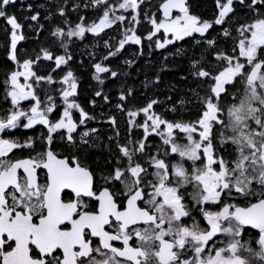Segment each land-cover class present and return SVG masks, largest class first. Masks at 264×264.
I'll list each match as a JSON object with an SVG mask.
<instances>
[{
  "label": "snow or ice",
  "instance_id": "6c2138e0",
  "mask_svg": "<svg viewBox=\"0 0 264 264\" xmlns=\"http://www.w3.org/2000/svg\"><path fill=\"white\" fill-rule=\"evenodd\" d=\"M238 2L252 19L237 29L239 39L233 49L235 54H217L216 59L224 65L218 74L204 69L195 73L213 82L211 94L202 101V115L192 123L169 122L152 111L157 103L155 100L142 109L127 110L130 138L125 144L117 143L122 166L116 167L107 177L114 182L112 189L105 188L97 194L89 170L78 162L73 161L72 166L67 160L58 158L52 148L55 133L63 130L60 138L71 143L72 133L79 124L93 119L70 99L77 88L73 73L68 71L60 81L67 85L60 89L63 109L59 119L51 120L50 114L60 105L47 90L42 100L36 88L56 81L52 76H37L32 70L41 58L54 60L59 68L72 57L67 54L54 57L44 50L42 57L38 54L36 59L21 63L17 59V44L25 39L18 32L22 25L6 11L16 0H0V19L11 27L9 59L23 69L13 71L5 81L8 86L5 99L10 100L11 109L0 118V264H246L240 251L247 248L249 253L254 252V248L249 247L250 242L242 237L246 226L258 230L256 243L260 251L254 254L264 262V150L249 140V154L233 156L229 152L233 158L226 159L222 153L228 151L227 138L223 134L219 146L212 138L214 125L222 128L225 125V109L220 100L226 85L238 82L236 78L240 77V82L246 81L254 95L258 87L264 88V0ZM141 3L143 0H116L115 3L89 0L86 7H102L98 22L86 24L81 17L75 29L67 32L57 29L53 35L83 38L90 32L98 36L106 28L126 25L123 39L117 50L105 57L108 59L116 56L127 42L141 43L135 35ZM215 3L216 18L209 22L189 15L186 0H164L161 5L164 20L157 23L149 19L154 31L146 38L151 40L161 29L165 34L171 33L175 40L193 33L204 36L213 23L224 24L235 14V0H215ZM173 10L181 15L173 17ZM125 12L129 15L125 16ZM60 15H64L63 9ZM30 19L36 21L38 14ZM223 35L231 34L225 28ZM166 43L156 41V47L163 48ZM206 43L212 46L215 41L207 40ZM105 44L107 46V42ZM94 67L97 73L109 72L112 78L118 75L100 63ZM20 77L24 78L23 84ZM95 78L100 84L104 83L98 75ZM96 95L102 93L98 91ZM125 99L122 93L120 100ZM24 101L32 103L23 108ZM117 108L124 110L122 104H117ZM73 110H79L78 123ZM238 111L233 104L228 114L239 121ZM141 112L145 117L143 123L134 119ZM109 122L116 123L114 118ZM257 124L261 122L258 120ZM36 125L47 129L46 134H41L44 150L35 156L29 154L26 159L9 158L16 149L33 148L34 141L29 138L21 143L6 139L3 134L21 127L32 129ZM133 129H143L140 138L131 137ZM177 131L186 134L187 145L177 142ZM195 133L198 139L194 138ZM82 135L87 137L89 132ZM116 135L119 136L118 131ZM257 135H264V131H258ZM153 136L162 142L156 154L149 148L152 143L149 137ZM230 146H234L233 143ZM233 152L237 153L235 147ZM173 154L181 160L166 159ZM183 161L191 164L186 166ZM40 169L45 170L43 183L39 181ZM256 174L260 176L259 183L250 179ZM62 194L69 199H63ZM117 195L122 199L118 200ZM237 197H243L245 202L255 199L243 207L226 200ZM85 198L98 201L97 210L90 211ZM213 206H219V210H211ZM196 214L206 224H202ZM220 235L226 239L223 246L217 247Z\"/></svg>",
  "mask_w": 264,
  "mask_h": 264
},
{
  "label": "trees",
  "instance_id": "16d2710c",
  "mask_svg": "<svg viewBox=\"0 0 264 264\" xmlns=\"http://www.w3.org/2000/svg\"><path fill=\"white\" fill-rule=\"evenodd\" d=\"M162 1L146 0L139 5V25L136 32L141 43L129 42L116 56L108 59L105 57L109 56V52L117 50L126 25L117 24L106 28L98 36L90 32H86L83 38L53 35L57 29L64 32L75 29L81 22V17L86 24L98 21L102 7H86L89 0H16L15 4L6 9L7 13L14 15L22 25L20 33L25 39L17 44V59L21 63L27 59H36L38 54L42 57L44 50L54 57L66 54L72 57L67 64L59 68L55 66L54 60L39 59L32 70L37 76H52L56 83L42 84L36 91L43 100L47 90V94L53 96L60 105L49 116L51 120H57L63 108L58 96L59 81L68 71L73 73L77 83L74 101L93 119L86 120L77 127L76 132L72 133L74 139L71 143L60 138L63 130L55 133L52 148L59 155L78 157L101 179H107L116 167L122 166L118 159L120 153L117 143L125 144L130 138L127 110L142 109L155 100L157 103L153 105V112L169 122L192 123L202 115V101L205 96L211 94L210 85L213 82L208 78H199L195 73L204 69L213 75L218 74L224 65L216 59L217 54L234 55L233 49L239 39L237 29L252 19L247 10L235 0V14L224 24L213 23L204 36L194 33L158 48L156 41L163 40V35L152 36L151 40L146 37L152 31L149 19L152 16L161 18L158 7ZM109 2L115 3L116 0ZM187 4L189 13L201 21L212 22L216 18L215 0H188ZM61 9L64 10V15H60ZM36 14L38 19L31 20L30 17ZM225 28L230 32V36L223 35ZM10 32V25L0 19V118L11 109L10 100L5 99L8 90L5 81L18 69V65L9 59ZM207 40H214L215 44L209 46ZM64 45L67 46L66 49ZM96 63L115 71L118 75L112 78L109 72L97 73L94 67ZM97 75L104 80L103 84L95 78ZM236 81L238 82L226 85V92L222 93L220 103L225 110L236 103L245 83L240 82V77H237ZM98 91L102 93L101 96L96 95ZM122 93L126 96L124 101L120 100ZM104 96L109 99L105 101ZM117 104H122L124 110L117 108ZM112 118L115 119V125L109 122ZM137 122L141 123L142 118L139 117ZM85 131L89 132L87 137L82 135ZM215 131L214 139L219 146L222 141L219 136H223L224 130L218 127ZM142 132L143 129H133L131 137L138 139ZM46 133V128L36 125L32 129L12 130L3 136L21 143L27 142L29 138L34 141L33 148L14 150V157L17 158L43 151L41 134ZM178 139L182 141L184 137L179 134ZM149 140L152 141L149 148L152 154H156V149L161 147L162 142L155 136L149 137ZM226 147L228 151L223 152V155L226 159H231L229 152H232L233 156L236 154L233 152L234 146H230L229 142ZM174 157L166 159L173 160Z\"/></svg>",
  "mask_w": 264,
  "mask_h": 264
},
{
  "label": "clouds",
  "instance_id": "9594fccd",
  "mask_svg": "<svg viewBox=\"0 0 264 264\" xmlns=\"http://www.w3.org/2000/svg\"><path fill=\"white\" fill-rule=\"evenodd\" d=\"M259 84V81L257 82ZM242 95V99L239 104L236 105L239 108V111L236 113V116L239 117V121L236 120L235 116H229L228 109L232 108V105L227 108V111L224 113L225 125L223 126L224 136L227 138L228 142L233 143L237 156L241 153L247 155L250 153L251 148L248 141L250 140L258 149L264 150V135H257L258 131H264V88H257V92L254 95L251 92L250 87L245 81V87L239 93ZM260 121L261 124L258 125L257 121ZM255 125V127H253ZM247 137V139H245ZM254 179L257 183L260 182L259 174L250 177ZM251 247V246H249ZM260 251L254 248L253 253H249L248 249H242L239 255L245 259L246 264H264L260 258L255 255Z\"/></svg>",
  "mask_w": 264,
  "mask_h": 264
},
{
  "label": "flooded vegetation",
  "instance_id": "af4514ba",
  "mask_svg": "<svg viewBox=\"0 0 264 264\" xmlns=\"http://www.w3.org/2000/svg\"><path fill=\"white\" fill-rule=\"evenodd\" d=\"M188 12H189V9H188ZM178 15H180V13H174L173 17H176ZM218 127H222V126H220V125H214L213 132H212V138H213V142H214L215 145H216V142H215V139H214L215 133H216L215 128H218ZM42 150H44V148ZM55 153H56V155H57L58 158L67 160L70 163V165H72V166H74L73 161H75V162H78L82 167L88 169L89 172L93 176V190L97 194H99V192L102 191V190H104L105 188H108L110 190L112 189L114 182H112L110 180H107V179H101V178H99L98 175L91 170V168L89 167V165L86 164V163H84L82 160L78 159V157H75V156H72V155L71 156H68V155H59L56 151H55ZM36 154H37L36 152L31 153L32 156H35ZM222 155H223V153H222ZM235 155H237V153ZM28 156L29 155H26V156H23V157H17V158H19V159H26V158H28ZM171 157H174V156L171 155ZM9 158H15L14 157V152L10 154ZM180 160H181V158H180ZM180 160H179V157L178 156H175L172 161L173 162H176V161H180ZM183 162L186 164V166H189L191 164V163H188L187 161H183ZM38 176H39V181L41 183H43L45 181V179H46L45 170H43V169L38 170ZM116 183H118V182H116ZM256 187L258 188L259 185H256ZM120 190L123 191V187L122 186H120ZM189 191H191V188H189ZM62 198L65 199V200H68L69 199L68 196H64L63 194H62ZM85 199H88L89 210L90 211L97 210V208H98V201H96L95 199H90V198H85ZM117 199L120 200V199H122V197H120L119 195H117ZM254 199L255 198H252L249 201L245 202L243 197H237L235 199L226 198L227 202H230V203H239V205L242 206V207L243 206H247V204L251 203L252 200H254ZM211 210H213V211L219 210V206H213V208ZM196 215H197V218L201 220V223L202 224H206V222L203 221L202 217H199L198 214H196ZM242 237H243V240L250 242V246L251 247L258 249L259 245H258V243H256V241L258 240L259 232H258L257 229H252V228L246 226L244 228V230H243ZM225 239H226V237L223 236V235L218 236L217 237V247L223 246V242L225 241ZM117 246H119L118 242H117Z\"/></svg>",
  "mask_w": 264,
  "mask_h": 264
},
{
  "label": "rangeland",
  "instance_id": "374dc122",
  "mask_svg": "<svg viewBox=\"0 0 264 264\" xmlns=\"http://www.w3.org/2000/svg\"><path fill=\"white\" fill-rule=\"evenodd\" d=\"M144 1H146V0H143V2ZM125 16H128L129 14L127 13V12H125V13H123ZM181 15V14H180ZM189 15H192V14H190L189 13ZM193 16V15H192ZM150 19H155L156 21H157V23H159V22H161V21H163L164 19L163 18H160V19H158V18H156L155 16H152ZM96 22H98V21H96ZM151 24V23H150ZM138 25H139V23L137 24V25H135V35L137 36V37H139L138 36V34H137V32H136V30H137V28H138ZM152 25V24H151ZM125 31V30H124ZM154 31V28H153V26H152V31L151 32H153ZM18 32L20 33V30H18ZM124 33V32H123ZM21 34V33H20ZM159 34H161V35H163V40H159L158 39V41H160L161 43H166V41H174L175 40V38L173 37V35L171 34V33H168V34H165L164 33V31L161 29L158 33H156L155 35H153V36H156V35H159ZM123 39V35H122V37H121V39H120V41ZM119 41V42H120ZM127 43H129V42H127ZM127 43H125V44H127ZM166 44H168V43H166ZM119 45V44H118ZM241 62H243V58H241ZM17 70H19V71H23V69L22 68H20V67H18V69ZM16 70V71H17ZM65 77V76H64ZM63 77V78H64ZM63 78L60 80V81H62L63 80ZM59 81V92H58V96H59V98H60V100H61V96H60V89H62V88H66L67 87V85L66 84H62L61 82ZM25 81H24V78L23 77H20V83H24ZM30 82V81H29ZM76 82V81H75ZM245 87V83H244V85H243V87L241 88V91H242V89ZM240 91V92H241ZM239 97H237L238 99H237V101H236V103H235V105H237V104H239L240 103V101H241V99L243 98L242 97V95H238ZM70 99L71 100H73L74 101V96L73 97H70ZM32 102L31 101H24V102H22V104H21V107H23V108H28L29 106H30V104H31ZM63 105V104H62ZM231 106V105H230ZM233 106V105H232ZM63 109V108H62ZM153 111V110H152ZM227 111V108H226V110L224 111V113ZM61 112H62V110H61ZM73 115H74V118L76 119V121H77V117L78 118H80V114H79V110H73ZM60 117V116H59ZM139 117H141L142 118V122L141 123H143V121H144V119H145V117H144V115H143V113L141 112L139 115H137L134 119L137 121L138 120V118ZM50 119V118H49ZM59 119V118H58ZM226 119V117H225V115H224V120ZM79 121H77V123H78ZM21 123L23 124V123H25V121H21ZM80 125V124H79ZM253 127H255V125H253ZM21 128H23V127H21ZM24 129V128H23ZM213 132V131H212ZM181 135V136H183L184 137V140H182V141H179V139H178V135ZM176 136H177V142L178 143H180L181 145H187L188 144V141H187V139H186V134H183V133H179L178 131H177V134H176ZM194 138L195 139H198V133H195L194 134ZM219 138H221V140L223 139V136L221 135V136H219ZM179 160H180V157H179Z\"/></svg>",
  "mask_w": 264,
  "mask_h": 264
},
{
  "label": "water",
  "instance_id": "95a60500",
  "mask_svg": "<svg viewBox=\"0 0 264 264\" xmlns=\"http://www.w3.org/2000/svg\"><path fill=\"white\" fill-rule=\"evenodd\" d=\"M26 1H36V0H26ZM163 2H164V0L160 3V5H159V7H158V8H159V11H160V14H161V16H162V18H164L163 13H162V11H161V5H162ZM187 3H188V0H186V6H187V8H188ZM174 13H179V12H178L177 10H173L172 13H171V15L173 16Z\"/></svg>",
  "mask_w": 264,
  "mask_h": 264
},
{
  "label": "bare ground",
  "instance_id": "6f19581e",
  "mask_svg": "<svg viewBox=\"0 0 264 264\" xmlns=\"http://www.w3.org/2000/svg\"><path fill=\"white\" fill-rule=\"evenodd\" d=\"M188 5V4H187Z\"/></svg>",
  "mask_w": 264,
  "mask_h": 264
}]
</instances>
